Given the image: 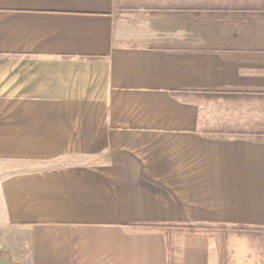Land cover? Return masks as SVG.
<instances>
[{"label": "crops", "instance_id": "obj_1", "mask_svg": "<svg viewBox=\"0 0 264 264\" xmlns=\"http://www.w3.org/2000/svg\"><path fill=\"white\" fill-rule=\"evenodd\" d=\"M125 4L0 0V264H264V0Z\"/></svg>", "mask_w": 264, "mask_h": 264}, {"label": "rangeland", "instance_id": "obj_2", "mask_svg": "<svg viewBox=\"0 0 264 264\" xmlns=\"http://www.w3.org/2000/svg\"><path fill=\"white\" fill-rule=\"evenodd\" d=\"M210 1L213 2V0ZM217 1L218 0H214V3ZM126 2L127 4L121 8L120 13L126 14L129 17L131 16L130 14H133L135 16L134 18L145 21V25L148 26L149 30L159 29L165 30L166 32H177V29H179L180 31L187 32V38H189V22L178 23L177 21H171V18L167 15H152L153 12H167L168 14H172L177 0H126ZM198 3V9L200 11L203 7L202 3H206V0H198ZM221 30L222 28L220 22L215 20L212 23L207 22L205 18H198V22L195 23L194 26V33H196L198 45H205L207 39L211 41L213 32H215L214 34H217V38H219L221 35ZM207 31L212 32L210 37L206 36ZM214 111H217V113L221 111L220 106H216Z\"/></svg>", "mask_w": 264, "mask_h": 264}]
</instances>
